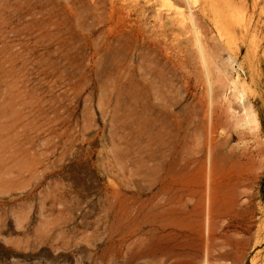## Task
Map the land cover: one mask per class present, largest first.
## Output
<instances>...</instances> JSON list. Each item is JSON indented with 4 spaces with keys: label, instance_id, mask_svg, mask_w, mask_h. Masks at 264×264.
Listing matches in <instances>:
<instances>
[{
    "label": "rangeland",
    "instance_id": "374dc122",
    "mask_svg": "<svg viewBox=\"0 0 264 264\" xmlns=\"http://www.w3.org/2000/svg\"><path fill=\"white\" fill-rule=\"evenodd\" d=\"M1 108L0 264H264V0H0Z\"/></svg>",
    "mask_w": 264,
    "mask_h": 264
},
{
    "label": "bare ground",
    "instance_id": "6f19581e",
    "mask_svg": "<svg viewBox=\"0 0 264 264\" xmlns=\"http://www.w3.org/2000/svg\"><path fill=\"white\" fill-rule=\"evenodd\" d=\"M201 52V51H200ZM202 55V54H201ZM14 85H16V81L14 82ZM9 87V86H8ZM11 90V89H10ZM19 91H22V90H20V89H18ZM7 91V90H6ZM11 91H13V90H11ZM6 94V93H5ZM7 94H8V92H7ZM12 94H15V91H14V93H12ZM9 95H10V93H9ZM18 95H20V93L18 94H16V96H18ZM12 96V95H11ZM8 98V97H7ZM17 98V97H16ZM13 99H14V97H13ZM13 99H11V100H13ZM2 102H4V101H2ZM10 103V102H9ZM13 103V102H12ZM33 101H32V99L30 98V97H25L24 99L23 98H20V96H18V100H17V102H16V104H19V106L21 107V108H28V109H33ZM14 104V103H13ZM7 106V105H6ZM7 108V107H6ZM5 108V109H6ZM10 109H12V108H10ZM7 111V110H6ZM5 110H2V108H1V110H0V118H3V117H5L7 114H9V113H11V111L8 113V112H6ZM7 117H8V115H7ZM10 119V118H9ZM26 119H28L30 122H28V123H31L32 125H33V123H34V121H33V119H31L29 116H26ZM15 119L13 118V121H14ZM149 120V119H148ZM9 121V120H8ZM12 121V123H14ZM150 121V120H149ZM148 121V122H149ZM6 122V118H5V121H4V123ZM11 122V121H10ZM147 122V121H146ZM3 123V124H4ZM9 123V122H8ZM12 123L11 124H9L11 127H13L12 126ZM7 124V123H6ZM24 125H27V123L25 124L24 123ZM31 125V126H32ZM57 136H60V133H58L57 134ZM24 139H25V142L26 143H29V139H28V136L26 135V134H24ZM15 145H17V143L15 144ZM14 146V144H12V147ZM33 147H32V145H27L26 146V148H23V152H26L27 154L29 153V151H31V149H32ZM46 150H47V148H46ZM46 150H42L41 152H40V155H41V157H39L38 159H36V158H34L33 156H31L30 157V165H32V166H30L29 167V169H33V168H35L36 166L35 165H37V164H43V160L45 159V157H46ZM212 155H213V153H212ZM210 156L211 158H210V160H209V162L211 163V164H213L214 162L215 163H217V161H218V156L216 155V156ZM215 165V164H214ZM213 165V166H214ZM210 166V165H209ZM210 167H212V166H210ZM204 176H205V174H204ZM203 176V178L205 179V177ZM202 177V176H201ZM204 181V180H203ZM205 181H206V179H205ZM204 183V182H203ZM203 185H205V183L203 184ZM208 186V185H207ZM209 187V186H208ZM196 188V187H195ZM198 188L199 187H197V190H195V191H198ZM213 189V188H212ZM190 189H188V191H189ZM201 191V190H200ZM207 191H210V193L211 192H213V191H211V189L209 190H207ZM178 193H180V192H178ZM185 193V192H184ZM183 193V194H184ZM189 193V192H188ZM191 193H193L192 192V190H191ZM198 193H200L199 191H198ZM208 192H205V193H201L200 195L201 196H199L200 198L198 199L199 201H201L202 203H203V205H202V208H201V212H202V215H204L205 214V216L204 217H207V221H206V223L208 224V227L209 228H207L206 227V229H208V231H209V229H210V227L212 226L211 224H212V217H211V213H213L212 212V210L215 208V202H216V200H214V196H213V194H214V192L210 195V193L209 194H207ZM186 194V193H185ZM194 194V193H193ZM206 194H207V202H206ZM177 195V194H176ZM175 195V196H176ZM181 196V195H180ZM195 196V195H194ZM193 196V197H194ZM177 197V196H176ZM190 197V196H189ZM188 197V198H189ZM192 197V198H193ZM214 197V198H213ZM198 198V197H197ZM196 199V198H195ZM194 199V200H195ZM173 200V199H172ZM181 200V199H180ZM179 200V201H180ZM197 200V201H198ZM169 201V200H168ZM183 201V200H182ZM181 201V202H182ZM176 202H177V200H176ZM176 202H174V203H176ZM180 202V203H181ZM186 202H189L188 200H186ZM191 202V201H190ZM193 202V201H192ZM177 203H179V202H177ZM201 203V204H202ZM207 203V204H206ZM185 204V202L183 201V204L181 203V206L182 205H184ZM189 204V203H188ZM187 204V205H188ZM200 204V203H199ZM174 205V204H173ZM176 205H179V204H176ZM170 206V205H169ZM172 206V205H171ZM170 206V207H171ZM184 206H186V205H184ZM197 207V206H196ZM166 208V207H165ZM173 208V207H172ZM178 208V207H177ZM182 208V207H181ZM162 209H164V208H162ZM169 210V209H168ZM172 210V209H171ZM200 210V209H199ZM162 211V210H161ZM165 211V210H164ZM173 211H175V210H173ZM178 211V210H177ZM179 211H180V209H179ZM178 211V212H179ZM186 211V210H185ZM184 211V212H185ZM194 211H196V210H194ZM197 212H198V209H197ZM197 212H195V213H197ZM165 213V212H164ZM173 213V212H172ZM174 213H176V212H174ZM189 213V212H188ZM170 214H171V212H170ZM178 214V213H177ZM191 214H193L192 212H191ZM164 215V214H163ZM187 215V214H186ZM186 215H184V213H183V216H185V218H186ZM196 215V214H195ZM197 215H198V213H197ZM199 215H201V214H199ZM174 216V215H173ZM172 216V217H173ZM179 216V215H178ZM194 216V215H193ZM188 217H189V215H188ZM179 218V217H178ZM177 218V219H178ZM191 218V217H190ZM193 218V217H192ZM184 219V218H183ZM195 219V218H194ZM191 221V220H190ZM193 221V220H192ZM208 231H206V232H208ZM210 231H212V228H211V230ZM211 233V232H210ZM176 234V233H175ZM174 234V235H175ZM207 234V233H206ZM209 239V238H208Z\"/></svg>",
    "mask_w": 264,
    "mask_h": 264
}]
</instances>
